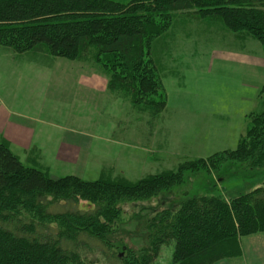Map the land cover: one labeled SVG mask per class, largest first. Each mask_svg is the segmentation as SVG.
Listing matches in <instances>:
<instances>
[{"label": "trees", "instance_id": "trees-1", "mask_svg": "<svg viewBox=\"0 0 264 264\" xmlns=\"http://www.w3.org/2000/svg\"><path fill=\"white\" fill-rule=\"evenodd\" d=\"M187 18L204 29L215 20L224 36H250L264 51V0H0V46L87 64L110 92L134 105L150 103L146 108L158 114L165 100L151 97L163 90L170 31ZM249 123L236 149L136 183L50 178L23 165L0 134V264H92L83 239L113 253L108 237L120 205L171 192L185 171L239 162L264 172V111L250 114ZM257 233H264V185L160 210L146 221L143 246L123 257L110 254L118 264H156L161 249L173 244L170 264L238 262L240 240Z\"/></svg>", "mask_w": 264, "mask_h": 264}, {"label": "rangeland", "instance_id": "rangeland-1", "mask_svg": "<svg viewBox=\"0 0 264 264\" xmlns=\"http://www.w3.org/2000/svg\"><path fill=\"white\" fill-rule=\"evenodd\" d=\"M198 25L199 22H190L187 18L180 20L176 29L170 31L166 50L168 61L162 73L163 90L151 97L154 101L165 100L162 112L152 113L146 108L150 103L145 106L134 105L129 99L128 103L106 100L100 107V117L113 121L110 128L109 122L106 128L102 126L104 121H100L98 127L94 114H87L88 120L96 121V126H90L93 130L90 135L100 138L95 139L94 144L103 151H97L95 145L90 152L93 157L86 165L56 162L53 155L57 154L58 137L55 143V137L51 138L48 133L49 125L41 124L52 122L53 113L70 112L71 107V113H83L78 108L79 101L73 100L66 108L63 102L49 101V84L54 79L58 82L57 77L62 74L65 64L77 66L75 61L59 59L56 68L50 70L46 67L53 63L45 58L0 46V99L7 94L10 99L20 91L18 102L9 100L11 104L7 102L8 105L15 112H28L38 117L40 123L36 130H41L40 139L47 143L42 147L41 157L36 153L35 164L25 160L26 152L13 154L23 165L53 179L76 176L89 182L136 183L149 176L175 172L184 162L236 149L250 126L249 115L264 111V95L260 93L264 85V51L250 36L240 39L224 36L215 20L205 29L206 26ZM68 74L70 80L76 79V71H68ZM97 113L96 110L95 115ZM107 137L120 144L108 141ZM263 185L261 168L249 169L239 162L224 163L215 171H185L183 182L171 192L148 201L119 206V218L113 223L108 237L111 245L116 247L112 252L114 256L120 254L123 257L128 250L136 251L143 246L146 221L160 210L192 197L220 195L230 199ZM83 240L92 249L84 254L92 264L119 263L99 242L86 237ZM173 249V244L164 246L156 264H170Z\"/></svg>", "mask_w": 264, "mask_h": 264}, {"label": "crops", "instance_id": "crops-1", "mask_svg": "<svg viewBox=\"0 0 264 264\" xmlns=\"http://www.w3.org/2000/svg\"><path fill=\"white\" fill-rule=\"evenodd\" d=\"M59 59L60 58L50 60V64L53 63V66L48 65L46 68L50 70L51 68L55 69ZM75 63L77 66H74L73 64H65L62 67V74H60L59 77L61 78L65 76V79L57 77V83L56 79H54L53 83L49 84V101L50 103L55 102L59 104H61L60 102H63L62 104H64L63 106L65 108L67 106L70 107L73 100L79 101L78 108L83 113L73 114L71 113V107L70 112L65 114L58 112L53 113L51 115L52 122H41V124L49 125L50 129L48 133L51 138L55 137L56 139V136L58 137V144L56 147L57 154L53 155L56 162H68L72 165H86L90 158L93 157L90 155V152L94 150L95 145L97 151H103V149L97 146V143L94 144V140L100 138L92 137V135H90L93 131L90 129V126H96L97 120L98 127L101 125L100 121H104V124H102L104 128L107 127L106 124L108 122L111 124H108L109 128L113 125V121L101 119L100 107L106 100L114 102L119 100L125 103H128V100L110 92L107 89L106 78L95 71L94 68L84 63L76 61ZM68 71H76V79L70 80L71 78H69L70 75L68 74ZM54 76H56V73ZM20 94V91H18V93L10 97V99L8 94L5 95V98L1 97L0 134L7 141L9 148L14 154L15 152H22L21 154L23 155L26 152V155H23L25 160L35 164L38 160V155H36V153L40 156L42 147H45V144L47 143H42L40 139L41 130H36L37 124L40 123L38 117H35L28 112H15L12 110V106L8 105V103L11 104L9 100L18 102ZM96 110L98 112L97 115H95ZM88 113L94 114L93 116L96 117V121L88 120ZM84 114H86V116H84ZM58 116L61 118H59L58 121H55ZM108 116L110 119L112 118L111 115ZM127 122L125 124H127ZM55 127H58L59 129L56 130L54 129ZM109 135L111 136L112 132H110ZM107 140L112 142L116 141L120 144V141L114 140L111 137ZM56 141L57 139L55 140V143ZM99 142L102 143L101 141ZM240 249L241 259L238 262L220 261L216 264H264V233H257L243 237L240 240Z\"/></svg>", "mask_w": 264, "mask_h": 264}]
</instances>
